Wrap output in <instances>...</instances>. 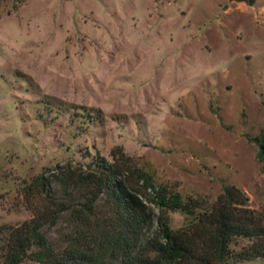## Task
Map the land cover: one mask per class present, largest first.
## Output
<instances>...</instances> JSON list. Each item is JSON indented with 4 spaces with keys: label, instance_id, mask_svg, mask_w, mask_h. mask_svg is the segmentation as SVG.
Segmentation results:
<instances>
[{
    "label": "rangeland",
    "instance_id": "1",
    "mask_svg": "<svg viewBox=\"0 0 264 264\" xmlns=\"http://www.w3.org/2000/svg\"><path fill=\"white\" fill-rule=\"evenodd\" d=\"M263 124L264 0H0V238L76 200L60 178L113 148L183 197L231 185L264 214L246 140ZM69 229L60 215L40 232L61 247Z\"/></svg>",
    "mask_w": 264,
    "mask_h": 264
},
{
    "label": "trees",
    "instance_id": "2",
    "mask_svg": "<svg viewBox=\"0 0 264 264\" xmlns=\"http://www.w3.org/2000/svg\"><path fill=\"white\" fill-rule=\"evenodd\" d=\"M92 112L85 116L88 121L101 119L98 111ZM246 140L256 148V161L264 163V124ZM109 157L94 152L82 171L60 178L79 193L76 200L58 202L52 211L6 228L0 238L1 264H232L264 258V214L249 208L234 186L222 185L213 200L183 197L156 184L120 148ZM31 185L49 195L43 174ZM171 212L183 218L177 229L170 227ZM60 215L67 216L70 229L64 245L54 247L40 229ZM236 240L247 243L235 251Z\"/></svg>",
    "mask_w": 264,
    "mask_h": 264
}]
</instances>
